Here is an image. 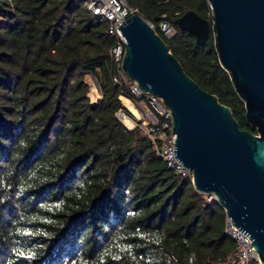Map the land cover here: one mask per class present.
<instances>
[{
    "label": "trees",
    "instance_id": "16d2710c",
    "mask_svg": "<svg viewBox=\"0 0 264 264\" xmlns=\"http://www.w3.org/2000/svg\"><path fill=\"white\" fill-rule=\"evenodd\" d=\"M188 77L229 107L244 104L203 45L174 21L205 0H125ZM175 29L168 40L157 24ZM115 39L83 0H0V264H213L234 251L224 211L172 173L139 126L116 116L109 50ZM86 74L101 99L90 103Z\"/></svg>",
    "mask_w": 264,
    "mask_h": 264
},
{
    "label": "water",
    "instance_id": "95a60500",
    "mask_svg": "<svg viewBox=\"0 0 264 264\" xmlns=\"http://www.w3.org/2000/svg\"><path fill=\"white\" fill-rule=\"evenodd\" d=\"M205 1L211 23L188 11L174 24L192 34L197 45L212 32L218 62L258 135L243 130L229 107L186 75L137 12L118 27L126 41L121 71L171 112L174 156L191 171L193 189L215 197L264 264V0Z\"/></svg>",
    "mask_w": 264,
    "mask_h": 264
},
{
    "label": "built area",
    "instance_id": "2783aa9c",
    "mask_svg": "<svg viewBox=\"0 0 264 264\" xmlns=\"http://www.w3.org/2000/svg\"><path fill=\"white\" fill-rule=\"evenodd\" d=\"M83 1L84 6L93 17L106 21V32L115 39L109 50V57L114 67V72L111 75L112 83L118 87L127 86L131 97L128 98L124 94H120L118 95V100L122 107L126 108L123 104V99H128L139 113L137 117L132 115L133 127L129 130L139 126L152 143L156 155L165 163L166 167L175 175L181 178H188L191 181V171L178 163L174 156L176 135L172 134L173 119L171 112L160 100L148 93L141 92L121 71L126 41L118 27L128 16L136 11L125 0ZM151 26L153 27L152 24ZM159 29L168 40L172 39L176 34L174 27L167 20L160 22ZM116 116L121 122L124 117H127L121 110L117 112ZM203 198L207 203L215 201V197L211 194L203 195ZM230 221L231 218L224 215V234L234 243V251L213 264H261L250 239L234 227Z\"/></svg>",
    "mask_w": 264,
    "mask_h": 264
},
{
    "label": "rangeland",
    "instance_id": "374dc122",
    "mask_svg": "<svg viewBox=\"0 0 264 264\" xmlns=\"http://www.w3.org/2000/svg\"><path fill=\"white\" fill-rule=\"evenodd\" d=\"M157 25L159 27V24H157ZM84 82L88 85L87 96L90 100V103H95L97 100L101 99L102 95H101L100 89L98 88L99 85H97L98 83L96 82V80L93 79L89 74H86ZM127 128L130 129L129 127H127Z\"/></svg>",
    "mask_w": 264,
    "mask_h": 264
},
{
    "label": "bare ground",
    "instance_id": "6f19581e",
    "mask_svg": "<svg viewBox=\"0 0 264 264\" xmlns=\"http://www.w3.org/2000/svg\"><path fill=\"white\" fill-rule=\"evenodd\" d=\"M123 104L126 106L127 110L130 111L131 115L133 116H139L138 111L136 110V108L128 101V99L124 98L123 99ZM122 123L129 128L133 127V122L131 119H129L128 117H124L122 120Z\"/></svg>",
    "mask_w": 264,
    "mask_h": 264
}]
</instances>
